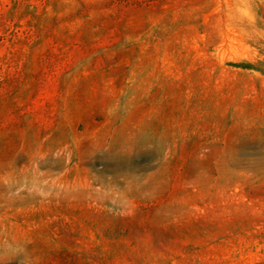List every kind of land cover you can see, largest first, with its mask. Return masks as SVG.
Masks as SVG:
<instances>
[{
	"label": "rangeland",
	"instance_id": "374dc122",
	"mask_svg": "<svg viewBox=\"0 0 264 264\" xmlns=\"http://www.w3.org/2000/svg\"><path fill=\"white\" fill-rule=\"evenodd\" d=\"M0 264H264V0H0Z\"/></svg>",
	"mask_w": 264,
	"mask_h": 264
}]
</instances>
